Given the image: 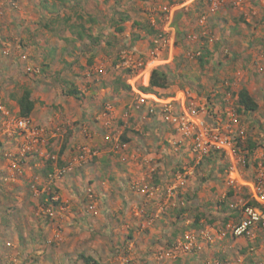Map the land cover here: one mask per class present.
<instances>
[{"label": "rangeland", "instance_id": "obj_1", "mask_svg": "<svg viewBox=\"0 0 264 264\" xmlns=\"http://www.w3.org/2000/svg\"><path fill=\"white\" fill-rule=\"evenodd\" d=\"M253 1L259 2L260 5L253 4L251 0H244L243 6L251 3L249 8L253 10L264 4L261 0ZM186 4H188L187 0H79L77 3L73 1L61 3L59 0H0V18H5L4 21L7 23V29H4V24L1 26V30H6L0 36L1 56L5 54V57L9 56L10 59L5 61L8 62L5 68L3 66L5 70L3 74L6 75L7 80L0 85V98L2 93L4 96L9 93L12 96L18 94L21 88L26 86L34 90L36 103L41 106L47 104L51 110L57 111L59 106L57 101L64 95L72 96L64 92L68 88L76 87L80 92L79 98L72 97L79 106L103 105L107 101L115 108L124 107L117 115V121L111 126L114 128H110L109 137L118 139L123 132L130 140L125 149L112 146L115 155L125 154V188L130 190L128 192L125 190V208L129 206L128 212L133 216L135 207L129 204H137V206L142 205L147 211L145 217L148 216V219L151 217L152 224L159 219V216L176 218V225L172 219L170 221L175 225L172 226L175 231H173L174 237H169L167 240L166 251L170 250L178 240H183L186 234H195L199 247H195L192 253L178 251L174 258L181 254H200L207 248L211 251L205 252L210 255L209 258H204V261H220L225 264H264V230L254 229L248 236H241L239 241H234L236 238L226 231L227 226L236 222L239 217L240 202L248 197L245 187L236 188L228 183L226 159L224 157L207 159L208 155L198 158L196 154H192L190 138L180 134L163 112L156 109L155 113L149 114L144 110L133 109L135 98L132 89L127 91L115 83L118 77L126 82L129 73L125 69L130 68L129 85L131 82L138 89L139 86H146V72L139 71L140 67L136 70L132 66L128 67L125 65V60L127 64L133 62L132 65L141 61L147 69L168 62L169 84L164 89H155V94L148 95L150 99L165 103L173 100V97L180 101L181 91H186L206 124L215 126V122L222 118V124L234 125L223 111L226 107L235 109L236 97L232 95L223 97L221 85L215 77L217 67L215 53L219 49L217 32L221 29L217 31V26L214 25L215 31L206 30L215 18V11L210 10L204 1L199 2L200 10ZM221 8L234 9L230 5ZM238 10L234 9V11ZM202 12L207 14L205 34L197 23ZM211 13L213 14L209 16ZM120 14H127L129 19L123 23L118 21ZM67 15H69L68 21L65 20ZM228 19L232 21L236 19L247 28L255 23L264 30L263 19L258 21L252 18L248 21L237 15H231ZM133 20L139 25L132 24ZM115 22H119L118 24L124 27L122 32L115 31L117 27ZM79 23H83L89 30L90 37H84L80 40L81 43L73 48L72 41L66 38L76 36L71 25ZM151 24H154L160 32L169 25L175 29L173 47L163 46L156 54L153 40L158 35L146 34L143 38H135L138 33L145 34L144 25ZM192 33L198 35L196 40L189 38ZM210 48L214 50L211 51ZM169 51L171 57L168 56ZM8 53L10 55H7ZM188 53L193 56L190 57ZM22 55H25V58H22ZM164 57L168 59L159 61ZM199 57L202 58V62L198 60ZM156 58H159L158 62L154 60ZM27 65L31 66V71L25 70ZM99 68L102 70L99 71ZM134 72L135 76L132 78ZM90 90L96 96L91 95ZM107 90L112 91L108 97ZM42 94L45 97L40 100ZM49 97L52 98L51 102L45 103ZM15 108L14 102H0V171L15 172L16 167L9 163L8 158L21 164L22 168L20 172L17 171V181H2V184L6 185L14 182L17 187L12 194L6 192L7 189L4 190L5 193L0 192V201H4V205L7 206L20 204L15 213V218L19 220L16 227L23 230L19 231L16 227L12 229V231L17 230L16 237L14 234L13 237L6 233L2 235L0 264H59L56 256L63 243L59 234L62 232V227L55 221L61 218L66 206L55 194L59 203L57 205L49 203L53 206L52 213L48 214L45 199H41L43 188L49 184V175L45 174L52 173V168L59 167L57 156L50 154L54 156L51 159L44 154V152L50 153L49 151L41 152L42 147L46 148V129L41 124L39 126L44 128V142L41 141L35 146L31 143L29 149L20 154L22 138L18 137L17 145L14 140L18 136V130L13 126V122L19 117ZM125 110H129L131 114L126 119L122 117ZM248 112L250 114H247V111L235 112L238 129L231 131L232 127L229 126L225 130L230 135L235 148L246 155V162L240 168L242 178L249 181L253 179L256 165L264 156V97L260 107ZM120 121L123 124H120ZM9 122L10 126H7ZM11 140L12 142H9ZM6 142L9 144L5 145ZM249 142L255 143L254 146L249 147ZM5 152H10L12 156H8ZM75 157L76 154L72 155L71 161H63L62 166L71 164V169L51 185H56L58 180H63L68 175L71 176L70 173L86 165L93 158H87L79 164L75 161ZM121 163L117 161L116 165L121 167ZM109 164L108 161L104 169H107ZM179 174L185 176V184L181 186H178L177 182ZM143 184L152 187V191L139 190L138 188ZM82 188H79L77 193L79 202L84 204L86 212L94 213L97 204H107L106 200L102 203L99 201V195L90 184ZM88 188L91 189L90 192ZM220 202L223 204H219ZM31 204H34V207ZM180 208L182 211L178 213ZM28 214H32L31 219L25 220L24 217ZM37 223L50 224L54 228L49 227L50 234L44 232L41 236L42 228ZM10 228L8 227L7 231ZM206 228L213 238L208 243L196 235L199 230ZM25 229L40 235L41 241L37 246L20 241L25 237ZM222 232H225L224 236L221 235ZM124 234L126 236V231ZM150 242L151 245L155 243L154 239ZM25 254L29 256L25 257ZM43 254L49 256L45 262ZM127 255L125 251L126 258L123 256L120 261L125 264L140 263L133 258L128 259Z\"/></svg>", "mask_w": 264, "mask_h": 264}, {"label": "crops", "instance_id": "obj_2", "mask_svg": "<svg viewBox=\"0 0 264 264\" xmlns=\"http://www.w3.org/2000/svg\"><path fill=\"white\" fill-rule=\"evenodd\" d=\"M187 1L192 7L196 4V1ZM251 2L259 4V2L253 0ZM250 4H246L242 8H234L239 9L238 11L226 8L218 9V11L214 12L215 18L212 19L210 27L206 28V30L207 32H211V30L215 31L214 25L217 26V31L221 29L217 32L219 49L215 53L217 57L215 77L221 85L219 86L221 87L220 90L223 97H228L229 95L236 97L237 92L244 87L255 98L258 107H260L264 97V30L256 26L255 23L247 28L237 22V18L233 21L228 19L231 15H237L240 18H246L248 21L253 18L258 21L263 19L264 22V4L261 5L263 8L257 7V9L253 10L249 8ZM212 14H209V16ZM4 19L0 18V36L1 33L6 31L1 30L3 24L4 29H7V23ZM9 31L12 32L10 29ZM80 40L74 36L72 40L74 44L73 48H75V45L78 46L81 43ZM210 49L211 51L214 50L213 48ZM1 54L0 48V85L4 84L3 81L7 80L6 75L3 73L5 72V64H8L5 61L10 60L9 56L5 57L4 54L2 57ZM7 55L10 54L8 53ZM168 56H172L170 51L168 52ZM70 58L74 59L73 57ZM166 59L168 57L161 58L160 60L156 58L154 60L163 61ZM151 69V67L148 69L149 72ZM101 70L99 68V71ZM147 76L149 77V75ZM145 82L148 83L147 80ZM90 94L93 95L91 90ZM106 94L108 97L112 94V91L107 90ZM10 95L12 96L11 93L4 96L2 93L0 102H14L16 106L15 110H18L16 101ZM31 96L34 99L35 95L32 89ZM44 97L45 95L42 94L40 100H43ZM62 97L57 101L59 103L57 111L51 110V107L47 104L41 106L35 102L33 111L29 116L35 124L45 126L46 148L42 147L41 152L47 150L50 152L49 154L57 156L66 136L69 135L66 147L60 156L62 161H71L72 155L76 154L77 156L82 147L93 149L97 154L86 165L70 173L71 176L68 175V177L58 180L56 185H53L56 188L57 197L66 206L65 211L61 213V218L55 221L56 224L62 227V232L59 234L63 243L62 247H59V253L56 256L58 263L85 264L83 258H91L96 261L95 264H125L120 261V259L125 257V251L128 253L127 258L140 261L138 264H198L204 261V258H209L211 250L207 248L200 252V254H181L177 258L170 257L165 248L168 246L166 243L169 237H174L173 231L175 230L172 229V226L177 224L176 218L159 216V219L152 224L153 220L151 217L148 219V216H146V219L145 212L147 211L142 205L129 204L135 207H133V216L128 212L130 210L129 206L125 208V190L127 192L130 191L128 188H125V154L120 153L115 155L110 139L114 141L117 138L109 137L110 128L117 121L118 118L116 117L124 107L115 108L111 105V102L107 101L103 105L84 104V106H79L75 103L76 99L72 96L65 97L64 95ZM51 99L49 97L45 100V103H50ZM65 102L69 103L66 104ZM108 105L111 106V110L106 109ZM156 109L161 111L160 103ZM247 114H250V112H247ZM236 123L230 125L232 127L231 131L238 129ZM225 125L229 126V124ZM18 137L14 138L16 145L18 144ZM9 142H12V140ZM9 142H6L5 145L9 144ZM123 147L125 149V145ZM7 160L11 165L16 167V170L14 169V173L8 172V170L0 171V192L5 193L4 190L7 189L6 192L12 194L17 187V184H14L18 180L17 171H21L22 165L14 162L11 158ZM108 161L110 164L107 169H104V165ZM117 161L123 163H121L123 168L116 165ZM28 168H30L29 165ZM49 174L45 175L48 176ZM10 180L14 182L9 185L2 184V181ZM89 184L93 187L92 189L95 193L99 195L101 203L105 200L107 201V204H97V209L94 213L85 211L84 204L79 202L77 193L79 188H84ZM118 202L121 204H115ZM19 205L11 204L7 206V204L4 205V201H0V238L5 233L9 234L10 237L14 235L15 237L18 236L16 231H20L21 228H17L19 220L15 218V213ZM31 205L34 207V204ZM171 214L172 212L169 213V215ZM31 216L32 214H28L24 218L28 220L31 219ZM171 219L173 222H176L175 225L171 224ZM37 224L35 225L38 227ZM39 226L42 228V233L48 234H50L49 227L54 228L52 225L46 223L39 224ZM8 227H11L9 231H7ZM15 227L17 230L12 231ZM125 231L127 233L126 236L124 234ZM24 235L25 237L20 241L23 240L26 244L32 245L34 242L32 237L38 236L29 229H25ZM235 238L234 241L240 240V237ZM152 239H154V245H151L152 242L150 241ZM206 251L209 252L208 255ZM42 257L44 262L46 259H49V256H44V254Z\"/></svg>", "mask_w": 264, "mask_h": 264}, {"label": "built area", "instance_id": "obj_3", "mask_svg": "<svg viewBox=\"0 0 264 264\" xmlns=\"http://www.w3.org/2000/svg\"><path fill=\"white\" fill-rule=\"evenodd\" d=\"M198 1V0H193ZM204 1L210 10L216 11L221 7L230 5L233 8H242L244 0H200ZM186 5H189L186 4ZM207 22V14L202 12L198 18V25L202 28V33L205 34V27ZM165 30L161 31L157 38L153 40L155 44V51L158 54L159 49L163 46L173 47L174 45V36L175 29L170 25L164 28ZM190 39L196 40L198 35L196 33H192L189 36ZM190 57L193 54L188 53ZM22 58H25V55H22ZM127 64L125 60V65L128 67H133L135 70L137 67L139 71L146 72L145 76L148 81L149 70L144 67V63L141 61H137L134 65ZM130 65V66H129ZM26 71H31V66L27 65L25 68ZM134 70V71H135ZM135 76V72L132 74V78ZM140 76V75H139ZM147 82H145L146 84ZM148 84V83H147ZM146 84V85H147ZM130 89H132V93L134 94V105L133 109L141 110L142 106H145L147 113H154L159 102L156 100H152L148 97L150 93L154 92H143L138 88L134 87V84L130 82ZM182 96L180 101L177 98H173L165 103H160L161 112H163L166 116V119L172 123L174 128L180 132V134H184L186 137L190 138V150L192 154H196L198 158L209 155L211 151H217L222 154V156L227 161V173H228V183L236 188L245 187L247 191V199L243 202H240L241 206L239 209V217L236 222L227 226V232L232 237H241L248 236L252 230L260 229L264 230V156H262L261 160L256 165L257 168L253 173V179L245 180L242 178L241 168L242 165L246 162V155L240 153L235 146L233 141L231 140L230 135L226 132L225 128L229 127L225 124H222V118H220L217 122H215V126L211 124H206L204 120L201 118L200 113L194 107V103L188 97V93L186 91H181ZM155 94V93H154ZM151 94V95H154ZM156 96V95H155ZM156 98V97H155ZM158 98V97H157ZM178 102V104H176ZM107 110H111V106L106 107ZM225 116L228 120L232 122H237V117L235 114L234 107H227L224 111ZM130 112L129 110H125L122 114V117L128 118ZM108 124V122H106ZM10 126V122L7 124ZM13 126L16 130H18V136L22 139V145L20 149V154H23L24 151L29 149V144L32 143V146H35L39 142H44V128L35 124L30 117H18L17 120L13 122ZM8 156H12L10 152H5ZM45 157L53 159L54 156L50 155L47 152H44ZM96 155L95 150H91L87 147L80 148V152L75 157V161L77 163L84 162L87 158H91ZM71 169V164L62 166V167H54L53 172L49 174V184L43 188V191H47L50 188V185L56 181V179L60 178L66 171ZM178 186L185 184V176L179 174L177 176ZM142 192H151L152 187H149L147 184L141 185L139 188ZM90 188L88 191L90 192ZM38 192V191H37ZM90 195V194H89ZM51 200H57L56 195L51 196ZM254 201L255 204H250L248 202ZM47 205L46 212L51 214L52 206ZM225 231V232H226ZM225 232H222V236L225 235ZM200 236L206 243L212 241V237L208 228L199 230L196 234ZM195 234L193 233L186 234L183 240H178L176 244H173L170 250H168V255L170 257H175L178 251L189 252L192 253L195 247H199L196 242ZM199 264H225L220 261H203Z\"/></svg>", "mask_w": 264, "mask_h": 264}, {"label": "trees", "instance_id": "obj_4", "mask_svg": "<svg viewBox=\"0 0 264 264\" xmlns=\"http://www.w3.org/2000/svg\"><path fill=\"white\" fill-rule=\"evenodd\" d=\"M61 3H66L67 1H73L74 3L79 2V0H59ZM107 1V0H104ZM199 2L200 0H198L196 2V4L194 5V8L199 9ZM200 10V9H199ZM176 13V12H175ZM129 16L127 14H120L119 16V20L120 22H124L125 20H128ZM65 20H69V15L65 16ZM117 27H115V31L117 32H122L124 27L121 26V24H118L119 22H115ZM132 24L135 25H139L138 22H136L135 20L132 21ZM71 28L74 29V32L76 37L79 39H83L84 37H90V32L87 28L84 27L83 23H79L78 25L72 24ZM144 30H145V34H136L135 38H143V36L147 35H159L160 30L154 25H144ZM69 41H72L74 38H66ZM207 51V50H206ZM205 51V52H206ZM198 60L200 62H202V58L199 57ZM127 71L128 74V78L126 80V82H124L123 80H121L119 77L116 79L115 83L120 86V88L125 89L127 91H130V85H129V77L131 76V69L127 68L125 69ZM170 81V70H169V63L165 62V63H160L158 65H156L155 67H153L150 70L149 73V79H148V84L146 86H139V89L143 92H154L156 93L155 89H164L168 86ZM115 90V88H114ZM66 95H72L76 98H79V90L76 87H71L68 88L65 92ZM14 97L17 105H18V115L20 117H29L31 112L33 111L34 105H35V100L32 98L31 96V89L24 86L21 88V91L18 94H14ZM144 108L145 112H146V108L145 106L141 107V110ZM258 108V103L255 100L254 97H252L249 92L247 91L246 88H241L236 95V107H235V112L240 113V112H248V111H255ZM156 111V110H155ZM160 112V111H159ZM147 113V112H146ZM155 113V112H154ZM151 114V113H150ZM153 114V113H152ZM120 124H122V121L119 122ZM68 137L69 135L66 136L65 141L63 142L61 148L59 149L58 155L56 157V161L58 162L59 167L62 166V164L64 163L61 159L60 156L62 155L65 147H66V143L68 142ZM110 141L112 142V146L114 145L115 147H123L124 145L126 146L129 143V138L123 134L119 135V138L117 139V142L114 143V141L112 139H110ZM255 143H251L249 142V147H253ZM218 152H210L209 155L206 157L207 159H210V157H213L214 159H217L218 157L222 158V154L218 153ZM229 194H231V192H228ZM56 194V188L53 185H50V188L47 191L42 192L41 195V199H45V204L49 205V203H52L54 205H57L59 203V199L57 200H51V196ZM250 204H255L254 201H250L248 202ZM219 204H223V202H220ZM184 210V209H183ZM182 209L180 208V210L178 211V213H181ZM198 219H196L197 221ZM42 233V231H41ZM38 235V234H37ZM43 235V233L41 234V236ZM38 236H33V245L37 246L38 243H40L41 239ZM25 256V255H24ZM29 254H26L25 257H28ZM84 263L85 264H95L96 261L91 259V258H83Z\"/></svg>", "mask_w": 264, "mask_h": 264}]
</instances>
